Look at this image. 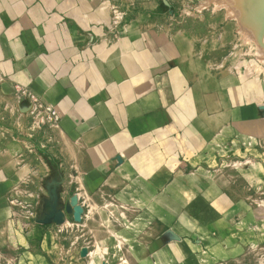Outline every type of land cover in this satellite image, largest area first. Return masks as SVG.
Here are the masks:
<instances>
[{"label":"crops","instance_id":"crops-1","mask_svg":"<svg viewBox=\"0 0 264 264\" xmlns=\"http://www.w3.org/2000/svg\"><path fill=\"white\" fill-rule=\"evenodd\" d=\"M111 1L0 0V264H47L46 258L62 264L68 252L77 259L79 248H65L58 236H52V229L31 226V219L24 216L31 215L25 213L30 211L25 205H9L16 198L9 194L15 185L42 192V180L55 176L57 171L46 157L61 160V174L67 165L76 163L75 182L89 191L103 181L118 186L125 180L120 197L146 203L144 215L159 223L152 232L170 227L174 232L198 234L207 258L216 256L217 250L264 239L256 212L241 201L246 197L223 195L226 181L202 170L215 166L214 153L236 159L237 166L242 162L237 160L248 157L249 167L240 171L241 177L248 183L264 182V148H249L251 140L264 139V107L260 105L264 80L230 72L226 61H233L231 52L238 45L234 33H225L221 22L187 15L186 7L191 9L187 0H169L174 13L169 39L139 31L146 18L139 15L138 24L117 46L96 45L95 34L105 33L97 25L109 21L102 9ZM113 2L143 9L162 4L161 0ZM184 19L198 21L199 28L183 30ZM85 43L87 48L81 51ZM225 47H229L226 52ZM262 54L260 59H264ZM164 60L171 64L156 68ZM154 71L166 75L151 81ZM13 83L57 105L61 117L68 118L62 133L44 129L35 140L27 138L29 118L18 112L10 95ZM160 107L165 112L156 114ZM164 119L168 127L160 128ZM120 125L126 129L114 134ZM63 131L71 137L82 136V162L75 156L74 145L64 140ZM172 131L179 133L177 144L184 151L186 166L196 173L177 175L163 196L150 202L152 192L147 186L168 182L166 174L176 150L169 138ZM116 153L124 162L112 174L111 159ZM18 198L22 204L29 201ZM188 212L198 221H190ZM89 227L99 249H110L112 241L106 239L104 230L98 225ZM119 233L123 239L130 238L126 231ZM146 241L137 237L130 244L131 256L140 264L196 263L189 242L170 244L153 261L145 260ZM34 242L41 255L31 251Z\"/></svg>","mask_w":264,"mask_h":264},{"label":"rangeland","instance_id":"rangeland-1","mask_svg":"<svg viewBox=\"0 0 264 264\" xmlns=\"http://www.w3.org/2000/svg\"><path fill=\"white\" fill-rule=\"evenodd\" d=\"M113 1H111V3L109 2L110 5L102 9L108 12L109 21L106 25H97V27L104 29L105 33L103 31V33L98 31L100 28H97L100 34H95L94 36L96 45L104 44L108 48L117 46L122 38L129 34L132 27L138 24L136 21L139 15L146 17L144 18L143 28H139V31H143L144 29L159 35L161 34L168 39L170 36L172 37V18L174 13L172 7L168 6L169 0H161L162 4L160 7L146 9L136 8L134 5L122 7ZM204 1L205 0H187L193 14L206 16L208 20H210L215 13L221 15L225 22L224 24L227 23L229 25L230 31L232 30L234 33V39L238 42L237 47L231 52L233 54V61H226V65H230V72L238 75H246L255 78L257 81H263L264 59H260V53L256 51L260 46L255 43L256 39H253L254 42L249 39V34H251V36L254 34H252L253 23L250 19L251 11L248 12L247 9V5L251 0H241L242 2L240 3H238V0H233V2L232 0H224L225 4L229 7H226L227 9H224L226 5L223 4V2H219L220 0H206L208 4L205 6L202 4ZM212 2L216 3L213 4ZM200 3L201 6L203 5V8L199 6ZM215 7L219 8L217 9ZM232 7L235 9L233 8V10ZM238 8L241 10L240 12ZM214 9L217 10L214 11ZM236 9H238V11ZM244 9H246L249 15ZM228 10L229 12H227ZM226 12L227 14L231 13V15L225 14ZM232 14H235L234 17L237 16V18L235 17L236 20L232 19ZM244 15H246V17H244ZM243 18L246 20L243 21ZM237 19L240 20L238 21ZM192 22L193 23L190 22V19H184L183 30L195 32V28H199L200 24H198V21ZM237 22L239 25L243 23L246 28L244 25H240L239 27ZM205 27L207 28V25H205ZM240 28H244L245 35ZM247 28L250 29L247 30ZM241 33L242 35H240ZM244 37L247 39H243ZM85 48H87V43L81 47V51L82 49L84 51ZM228 48L229 47H225L224 51L226 52ZM227 54L230 55V52ZM170 64V61L164 60L160 65H157L156 68H162L163 66L168 67ZM231 64H234V66ZM165 75V71H154L150 73L149 77L151 81H157L162 79ZM151 92H157V90L153 89ZM10 95L18 106V112L27 115L29 118L26 125L27 138L35 140L36 135L44 129H58V132L62 133L61 126L68 123V118L66 116L63 118L61 117L57 105L46 103L39 94L32 92L28 87L19 83H13L11 85ZM262 97L263 100L260 105L264 107V88ZM165 110V107H160L157 108L155 113L163 114ZM148 115L150 114H145L143 117ZM90 119H93V116L90 118L87 117V119L81 118V121L84 123ZM165 120L166 119L161 121V125H159L160 128L168 127ZM124 129L126 128L120 125L116 128L114 134L119 135ZM63 132L64 140L74 145L75 156L77 154L80 162H82V136L77 135L71 137L68 136L65 131ZM178 137L179 133L176 131H172L169 136L174 145H176V150L171 156L172 165L167 170L166 180H168V182L163 183L161 186L148 185L147 189L152 192V196L147 199V201L152 202V200L162 197L165 188L168 187L177 175L183 176L190 172L192 175H195L196 173V169L186 166L184 151L182 148H179L177 144ZM38 144L45 145L41 142ZM249 148L263 149L264 139L259 138L251 140ZM46 158L48 159L47 162L49 165L56 169L57 172H55L53 178L42 180L41 186L43 193L41 191L36 192L33 189L25 190L24 184L15 185L16 187L14 186L9 194L16 198L11 200L9 205L16 206V208L25 205L30 210L25 211V213L31 212V215H24L25 219L27 221L31 219L29 222L33 228L36 227L43 230L47 228L52 229V236L54 238L58 236L57 238L60 239L61 243H64L65 248H79L76 260H74L75 258H70L71 256L68 252L63 258L62 264H140L130 253V244L132 240L133 242L136 241L137 237L144 238V240L147 239L145 243L148 244L144 247L143 252L144 259L149 261H153L154 255L170 244L179 243L182 245L185 242H189L194 250L193 257L196 261L195 264H264L263 238H258L255 241L256 243L252 242L245 247L241 246L226 250H217L216 256L207 258L205 256V247L202 238L198 234H193V232L190 234L178 233L174 232L170 227H160V230L152 232V228L157 225L158 220L144 215L147 206L146 203H138L130 199L125 201L120 197V192L127 183L125 180L122 179L118 186L109 185L103 181L99 183L95 189L89 191L85 189L82 184L75 182L76 175L79 174V168L76 163L73 162L67 165V168H63V174H61L58 171V169L62 170L61 160L53 157ZM214 158L216 159L215 166L212 168L203 166L202 170L209 175L219 176L226 181L224 188H221L223 195L227 196L230 192V194L237 193L238 196L241 195L246 197L241 201L256 212V218L261 223V226L257 227H261L264 233V182L261 184L248 183L241 177L240 173L242 170H247L249 164L245 161L250 158L247 157L248 159L242 158L237 160L242 161L239 166L234 164L236 159L233 160V158H230L227 154L220 155L214 153ZM111 161L113 164L112 174H115V171L120 169L123 165L124 158L119 153H116L112 156ZM72 172H74V175H72ZM26 185L27 184H25V186ZM19 196L27 197L29 201L26 200L25 203L22 204L21 200L18 198ZM187 216L190 221H198V217L192 212H188ZM16 219L18 220L19 218L16 217ZM89 225H98L104 230L106 239L112 241L110 249H99L98 241L95 239L91 230L92 228H90ZM121 230L126 231L130 238L126 240L119 237V232ZM262 232L259 233L261 234ZM31 251L33 254H40L36 242L32 244ZM46 263L55 264L53 258L51 261L46 258Z\"/></svg>","mask_w":264,"mask_h":264},{"label":"bare ground","instance_id":"bare-ground-1","mask_svg":"<svg viewBox=\"0 0 264 264\" xmlns=\"http://www.w3.org/2000/svg\"><path fill=\"white\" fill-rule=\"evenodd\" d=\"M208 1V0H207ZM206 0L204 1V3H202V4H204V6L205 5H207L208 4V2H207ZM210 1V0H209ZM214 1V0H213ZM216 1H218V0H216ZM226 1H229V0H226ZM206 2V3H205ZM219 2H223V4H225V2H224V0L222 1V0H220ZM232 2H233V0H232ZM236 2V1H235ZM240 2H242L241 0H238V3H240ZM244 2V1H243ZM213 3V2H212ZM216 3V2H215ZM215 3H213V4H215ZM218 3V2H217ZM230 3V2H229ZM219 4V3H218ZM237 4V3H236ZM220 5V4H219ZM222 5V4H221ZM226 5V4H225ZM233 5V4H232ZM235 5V4H234ZM201 8H203V5L201 6V3H200V5H199ZM215 6V5H214ZM229 6H231V5H229ZM241 6V5H240ZM208 7V6H207ZM212 7V6H211ZM220 7V6H219ZM219 7H215V8H219ZM222 7H224V6H222ZM226 7H228L227 5L224 7V9L226 8ZM185 8V7H184ZM201 8H199V9H201ZM229 8V7H228ZM234 7H232V9H233ZM241 8V7H240ZM243 8V7H242ZM186 12L188 13L187 15H189V16H193V17H198L197 15H194L193 13H192V11H190V9L189 8H187L186 7ZM217 9H214V11L215 10H217ZM227 9V8H226ZM235 9V8H234ZM233 9V10H234ZM239 9V8H238ZM238 9H236L237 11H238ZM247 9H248V12H250V14H251V22L253 23V29H252V36H251V34H250V36H251V38H249V39H256L255 40V43L256 44H258L259 46H260V49H259V47H258V51H260V53L262 52L263 54H264V0H251V2L247 5ZM230 10V9H229ZM229 10L227 11V12H229ZM235 10V11H236ZM245 11H246V9H244ZM243 10V11H244ZM232 11V10H231ZM241 10L239 9V12H240ZM200 12V11H199ZM227 12L225 13V14H227ZM247 12V11H246ZM247 12V13H248ZM238 13V12H237ZM230 15H231V13H229ZM229 14H227V15H229ZM236 14V13H235ZM234 14V15H235ZM241 14V13H240ZM243 14V13H242ZM233 15V14H232ZM234 15H233V18L232 19H235V17L237 18V16H235L234 17ZM248 15H249V13H248ZM247 15V16H248ZM239 16V15H238ZM243 16V15H242ZM200 17V21H202L203 19L201 18V17H203L202 15H200L199 16ZM206 17V16H205ZM225 17H228V16H225ZM229 17V18H230ZM244 17H246V15H244ZM213 21H215V22H221L222 24H223V29H224V32L225 33H230V32H233L232 30L230 31V27H229V25L226 23V24H224L225 22H224V20H223V18H222V16L221 15H217V13H215L213 16H212V18H211ZM244 19V18H243ZM236 20V19H235ZM238 20V19H237ZM240 20V19H239ZM238 20V21H239ZM246 19H244L243 21H245ZM241 22V21H240ZM251 22H250V20H249V23H250V25H251ZM238 23V22H237ZM245 23V22H244ZM226 25V26H225ZM239 27H240V25H244L243 23H240V25H239V23L237 24ZM247 25V24H246ZM252 26V25H251ZM244 27H245V25H244ZM247 27H248V25H247ZM246 28V27H245ZM240 29H242V28H240ZM248 29H250V28H247V30ZM244 32H243V31ZM241 31H242V33L244 34L245 33V30H244V28L242 29ZM246 30V31H247ZM240 31V30H239ZM238 31V32H239ZM237 32V31H236ZM240 33V32H239ZM242 33L240 34V35H242ZM250 33H251V30H250ZM245 35V34H244ZM245 38V37H244ZM243 38V39H244ZM242 39V40H243ZM247 39V38H246ZM245 39V40H246ZM254 41V40H253ZM244 42V41H243ZM234 43V42H233ZM245 43V42H244ZM254 43V44H255ZM233 45V44H232ZM256 46V45H255ZM234 48H235V46H234ZM256 50V49H255ZM257 54V53H256ZM263 54H262V57H264L263 56ZM231 55V54H230ZM249 55V54H248ZM259 55V54H258ZM256 57V56H255ZM259 57V56H258ZM226 58V57H225ZM260 58V57H259ZM225 60V59H224ZM250 84V83H249ZM247 87H248V85H247Z\"/></svg>","mask_w":264,"mask_h":264}]
</instances>
